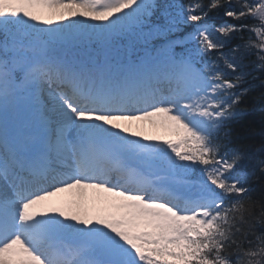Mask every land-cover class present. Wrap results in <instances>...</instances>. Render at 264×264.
I'll return each mask as SVG.
<instances>
[{"label": "snow or ice", "instance_id": "obj_1", "mask_svg": "<svg viewBox=\"0 0 264 264\" xmlns=\"http://www.w3.org/2000/svg\"><path fill=\"white\" fill-rule=\"evenodd\" d=\"M220 7L264 19V0H0V264H214L221 210L249 195L243 154L209 147L247 28L204 22Z\"/></svg>", "mask_w": 264, "mask_h": 264}, {"label": "trees", "instance_id": "obj_2", "mask_svg": "<svg viewBox=\"0 0 264 264\" xmlns=\"http://www.w3.org/2000/svg\"><path fill=\"white\" fill-rule=\"evenodd\" d=\"M170 2H176L181 4H200L207 7L209 0H156L158 5H164ZM243 3H237V0H232V6L238 7ZM159 18V10L153 16ZM206 20H210L212 23L226 22L233 23L237 26L247 25V28L234 32L227 40L232 41L234 44H240L246 48L245 54V66H241V83L239 85L244 86V90L240 91L241 99L238 102L236 118L233 120L231 127V134L228 132L229 128L225 123V134L223 126L214 132L213 145L218 146L220 151L232 145V148L238 152V150L245 155H250V159L247 161L248 167L251 169V174L247 182L248 194L251 197L264 200V171L259 170L258 163L264 161V68L255 70L254 74L251 71L250 65L247 63V59L255 60L258 56L249 47L248 39L252 35L251 28L257 26L255 18L246 17L237 20L226 18L223 16V7L218 8L214 12H210L209 17ZM187 25L182 26V31L185 30ZM226 40V41H227ZM243 72V74H242ZM234 151V153H235ZM255 176V179L253 178ZM257 231H264V227H258ZM234 259V257H232Z\"/></svg>", "mask_w": 264, "mask_h": 264}, {"label": "clouds", "instance_id": "obj_3", "mask_svg": "<svg viewBox=\"0 0 264 264\" xmlns=\"http://www.w3.org/2000/svg\"><path fill=\"white\" fill-rule=\"evenodd\" d=\"M261 23L264 24V19ZM255 47L264 50V40ZM261 60L264 61V57ZM209 147L215 145L210 143ZM258 165L259 170L264 171V161ZM258 227H264V200L248 195L221 210L210 243L214 264H264V231H257Z\"/></svg>", "mask_w": 264, "mask_h": 264}, {"label": "rangeland", "instance_id": "obj_4", "mask_svg": "<svg viewBox=\"0 0 264 264\" xmlns=\"http://www.w3.org/2000/svg\"><path fill=\"white\" fill-rule=\"evenodd\" d=\"M256 18H257V20L259 21V25H258L257 27H260V28H262V30H264V24L261 23V21L259 20L258 17H256ZM257 27H256V28H257ZM257 40H258V43H259V42H260L259 37H257ZM259 50H260V49H259ZM260 52H261V53L263 54V56H264V51L260 50ZM149 134H155V133H153V132L150 131Z\"/></svg>", "mask_w": 264, "mask_h": 264}]
</instances>
